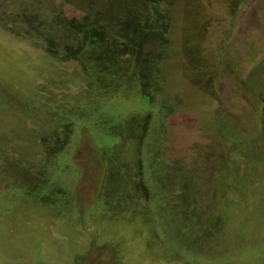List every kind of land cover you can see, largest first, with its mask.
<instances>
[{"label": "rangeland", "instance_id": "obj_1", "mask_svg": "<svg viewBox=\"0 0 264 264\" xmlns=\"http://www.w3.org/2000/svg\"><path fill=\"white\" fill-rule=\"evenodd\" d=\"M84 1L4 4L38 3L48 17L61 6L71 18L79 16L74 6L83 7ZM164 3L172 4L174 53L165 65V96L181 105L166 122L138 92L102 107L112 123L153 114L156 127L166 126L161 163L181 161L188 174L170 177L173 212L159 196L148 204L151 224L142 213L135 223L102 216L98 148L114 136L76 124L58 157L45 161L41 138L63 127L58 118L71 115L70 102L84 94L102 97L84 92L76 62L53 60L19 31L0 27V264H264L263 113L240 84L264 64V0ZM184 42L188 46L182 51ZM231 135L245 153L225 159ZM46 181L53 183L46 188L69 193L65 201L63 194L55 195L58 209L25 195L32 183ZM187 188L207 228L199 236L188 229L194 220L188 218L190 209L181 215L176 210Z\"/></svg>", "mask_w": 264, "mask_h": 264}, {"label": "trees", "instance_id": "obj_2", "mask_svg": "<svg viewBox=\"0 0 264 264\" xmlns=\"http://www.w3.org/2000/svg\"><path fill=\"white\" fill-rule=\"evenodd\" d=\"M95 1L85 0L83 7L74 6L80 11L79 16L67 18L61 6L50 10L48 17L42 14L38 3L4 4V0L0 2V27L9 33L19 31L53 60L76 62L85 79L84 92L97 93L102 97L99 100L96 95L84 94L70 102L71 115H59L58 118L63 127L51 128L41 138L45 161L56 159L62 152L69 140L68 135L74 131L72 118L85 122L94 117L84 124L95 125L102 134L115 137L109 145L98 148L101 176L97 200L103 209L102 216L110 220L126 218L135 223L142 213L149 222L152 217L148 204L156 196L160 197L169 212H173L174 208L168 205L170 177H174L175 172L184 175L182 162L161 163L163 151L160 143L166 126L160 124V128L156 127L159 122L153 114L133 115L112 123L102 114V107L111 99L126 98L132 92H138L148 97L149 103L158 109V116L165 122L179 108L181 102L173 104L165 96L164 89L165 65L174 54L170 40L173 31L172 4L164 3V0ZM186 32L189 30L186 29ZM186 46L188 44L184 42L182 51L186 50ZM255 70L240 84L260 104L264 126V81L259 82V74L264 75V64ZM207 84L211 87L208 80ZM151 136H155V142H152ZM232 136L233 143L238 145L240 140ZM46 184L53 183H32L25 195L58 209L52 196L66 194V191L55 186L46 188ZM188 195L187 188L181 197L182 204L176 210L181 215L184 210L190 209L188 218L194 220L189 221L188 229L191 234L199 236L207 228L201 222L197 205L189 200ZM56 214L62 213L58 210ZM174 234L180 239V233ZM180 246L187 247L184 244Z\"/></svg>", "mask_w": 264, "mask_h": 264}, {"label": "clouds", "instance_id": "obj_3", "mask_svg": "<svg viewBox=\"0 0 264 264\" xmlns=\"http://www.w3.org/2000/svg\"><path fill=\"white\" fill-rule=\"evenodd\" d=\"M77 64V63H76ZM79 67V66H78ZM80 68V67H79ZM81 70V69H80ZM115 99V98H114ZM112 100V99H111ZM111 100H109V101H111ZM109 101H107V102H109ZM106 103V102H105ZM92 118H94V117H90V119H92ZM89 119V120H90ZM72 120L74 121L73 122V127L75 128L76 127V124H78L79 125V127L80 126H82V128H86L87 126V124H84V123H86L87 121H89V120H87V121H85V122H83V121H81V120H79V119H77V118H72ZM82 123V124H81ZM86 126V127H85ZM85 130H88L89 131V129H88V127H87V129H85ZM227 140H228V142L229 143H226L228 146H229V153H228V155L226 156V157H224L225 159L226 158H230V157H232V155H234L235 153H240V154H244L245 152L242 150V148H241V146H240V143L238 144V145H236V144H234L233 143V136L231 135V136H229V137H227ZM241 142V141H240ZM98 148V147H97ZM236 150V151H235ZM58 157V156H57ZM55 160V159H54ZM222 160V159H221ZM218 174H221L220 172L218 173ZM216 178H217V180H216ZM215 178V184H218L219 185V177H216ZM64 191H66V190H64ZM64 195V201L65 200H67V199H70V196H69V193H68V191H66V194H63ZM223 195V194H222ZM224 196V195H223ZM53 197V199H55V196H52ZM222 197V196H221ZM55 201V200H54ZM53 201V202H54ZM50 206V205H49Z\"/></svg>", "mask_w": 264, "mask_h": 264}]
</instances>
